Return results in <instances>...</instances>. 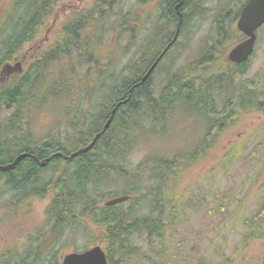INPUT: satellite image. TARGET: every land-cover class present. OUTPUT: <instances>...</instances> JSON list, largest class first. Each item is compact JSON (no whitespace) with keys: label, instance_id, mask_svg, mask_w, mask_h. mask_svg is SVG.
Here are the masks:
<instances>
[{"label":"trees","instance_id":"1","mask_svg":"<svg viewBox=\"0 0 264 264\" xmlns=\"http://www.w3.org/2000/svg\"><path fill=\"white\" fill-rule=\"evenodd\" d=\"M150 1L159 5L157 33L144 40V47L139 48L137 56L124 63L120 75L110 74L111 70L107 69L94 75L99 79L97 93L100 95H88L87 99L90 103L95 100L98 106L86 113L78 110L69 124V133L41 140L35 138L30 127L33 112L43 104L55 103L61 96L68 98L76 81H79L76 71L79 62L88 66L93 64L96 55L104 57L107 52L102 54L99 46L111 28L110 24L116 35L132 30L134 11L131 8L127 11L121 9L120 0H93L88 6L70 8L65 20L60 22L59 30L55 27L60 16L57 8L59 0H7L0 14V74L7 64L21 60L24 53L28 56L24 62L26 66L15 76L3 82L0 79V108L9 110L7 116L0 119V165L12 162L21 153L26 154L13 168L0 171V195L8 193L7 207L10 209L33 197H49L46 215L51 228L77 223L89 231L95 228L98 242H102L106 252L107 264H123L128 257L135 258L140 250L133 244L134 238H145L151 245L163 244L166 228L176 225L174 202L178 196L175 197V188L171 183L176 181L173 171L178 166L193 163L198 151L195 149L189 156L179 158H160L156 165H152L151 179L155 181V187L147 195L142 193L140 198L144 200L148 196L150 213L138 215L134 213L133 206H121L123 202L130 201L131 195L136 192L133 186L122 189L121 195H129L128 200L111 206L99 204L103 187L114 177L131 180L127 156L135 139L144 133L146 125L164 119V115L176 106L201 117L206 136L212 138V128L221 130L226 120L235 115L227 112L218 118L212 116L217 114L214 104L217 94L227 91L235 77L246 72L249 64V59L240 64L225 59V62L221 61L217 73L200 72L199 78L181 68L170 73L165 82L161 80L163 83L156 89L154 73L164 65L162 61L178 37L186 33L187 23L204 12V5L199 0L137 2L144 4ZM246 1L242 0L235 14L227 9L222 16L215 17L219 35L214 42L216 45L209 43L203 53L190 63L191 70L198 66L211 70L218 62L214 55L222 53H216L222 43L230 38L238 40V30L235 27L226 30V26L236 20ZM179 14L182 15L180 24ZM118 17H122L121 21ZM139 18L137 16L135 21ZM44 28L46 31L43 34L41 31ZM177 30L175 43L164 52L147 79L142 81ZM51 33L53 41L49 43ZM108 58L104 59L105 66L110 62ZM239 82L237 91L232 89L231 93L223 95L226 108L234 104L237 112L264 111V83L258 81L256 75L239 79ZM97 96L100 97L97 99ZM107 121L108 127L104 129ZM98 133L89 150L71 155L87 146ZM233 153L229 151L228 155ZM115 193L110 190L104 195ZM244 225L250 228L247 236L264 238V190L255 211L244 219ZM51 251V259L24 255L16 261L1 252L0 264H61L54 247ZM143 257L146 258L145 255ZM258 260L259 264H264V251ZM159 264H164V260H160Z\"/></svg>","mask_w":264,"mask_h":264},{"label":"rangeland","instance_id":"2","mask_svg":"<svg viewBox=\"0 0 264 264\" xmlns=\"http://www.w3.org/2000/svg\"><path fill=\"white\" fill-rule=\"evenodd\" d=\"M92 1L59 0L57 8L60 10V16L56 29H60V22L65 20L70 8L79 9L88 6ZM137 1L119 2L121 9L127 11L131 8L134 18L140 17L139 20L132 21L133 29L116 35V30L110 24L111 28L99 46L102 54L107 53L104 57L99 55L100 58L96 55L99 60L93 57V64L88 66L82 61L79 62L76 68L79 81H76L70 96H61L55 103L43 104L33 112L30 127L36 139L69 133V124L78 110L86 113L98 106L95 100L90 103L87 99L88 95H100L97 93L99 79L94 75L105 69L111 70L110 74L113 72L120 75L124 63L130 57L137 56L139 48L144 47V40L157 33L155 29L159 26L158 3L150 1L140 4ZM199 1L204 5V12L187 23L186 33L178 37L176 44L164 57V65L154 73L156 89L163 83L161 80L165 82L170 73L181 68L192 72L197 78L201 76L198 75L200 72L217 73L221 61L225 62L230 49L242 39V34L238 31L240 35L237 41L236 38L225 40L222 47L216 51H222L220 56L214 55L218 62L211 70H204L202 66L191 70L190 63L203 53L209 43L216 42L219 37L215 17L219 14L222 16L227 9H231L232 14H235L242 2ZM6 2L7 0H0V14ZM62 13L64 14L61 15ZM117 19L121 21L122 17ZM237 19L238 17L229 22L226 30L236 28ZM52 22L55 25V21ZM165 28L168 30V27ZM45 29L41 33L44 34ZM49 36L50 43L53 41L52 33ZM27 57L24 53L21 60L7 64L0 74L1 81L9 80L21 71L26 66L24 62ZM102 57L112 58L107 59L110 61L108 66H105L106 60ZM246 68L242 76L235 77L233 85L227 91L219 92L215 98L217 114L212 116L218 118L227 112L235 115L226 120L221 130H218V127L212 128V138L206 136L205 124L201 117L176 106L164 115V119L156 124L146 125L142 131L144 133H140L135 139L127 156L132 173L131 180L123 181L120 177H114L103 187L99 204L103 205L106 200L112 198V194L104 195L110 190L116 192L112 195L115 197L122 194V189L133 186L136 192L131 195L130 201L123 202L121 206L128 208L131 205L135 214H148L151 212L150 200L148 196L144 200L140 198L142 193L147 195L155 187V181L151 179L152 165H156L160 158L189 156L190 152L198 150L194 153L196 157L193 163L178 166L176 171H173L176 181L171 183L175 188V197L178 196L174 202L177 216L174 217V212L172 213L176 221L175 227L166 228L162 245H151L145 238H134L133 244L139 248V254H136L135 258L128 257L123 264H159L162 259L164 264H259L258 258L264 251V238L247 236L250 228L244 225V219L255 211L264 190V111L237 112L238 108H234V104L226 108L223 95L231 93L232 89L237 91L239 79L256 75L257 80L264 83V24L257 30L254 51ZM74 97L76 99L73 101ZM98 97L100 96H97V99ZM8 112L9 110L0 108V119L7 116ZM229 151L234 152L233 155L229 156ZM9 198L6 192L0 195V254L6 253L5 256H12L14 261L24 255L29 258L51 259V247H54L55 255H59L62 264V257L67 252L75 249L83 251L95 244L103 247L102 242H98L95 228L89 231L77 223L52 229L46 215L49 197L30 198L19 203L15 209L7 207ZM242 243H246L245 246L242 247Z\"/></svg>","mask_w":264,"mask_h":264},{"label":"water","instance_id":"3","mask_svg":"<svg viewBox=\"0 0 264 264\" xmlns=\"http://www.w3.org/2000/svg\"><path fill=\"white\" fill-rule=\"evenodd\" d=\"M181 4V2H180ZM176 9L178 6L175 7ZM182 21V15L179 14V22ZM264 24V0H248L246 4L242 7L239 18L236 22L237 28L243 32L247 37L241 42L237 43L231 48L228 53V59L232 62L239 63L245 61L248 56L252 53L254 43L256 40V30ZM178 35V30L175 33L172 41L164 48L161 55L153 62L148 71L142 77V81H145L147 77L151 74L154 67L167 50V48L176 40ZM109 121L104 125V129L107 127ZM99 133L94 136L92 141L85 147L73 152L71 155H77L80 152H86L89 150L93 144L96 142ZM26 154L21 153L15 157V159L6 164L0 165V171H6L13 168ZM68 158V157H65ZM44 163V162H43ZM44 165V164H43ZM129 195H120L107 200L104 205L111 206L116 203L126 201ZM62 264H107V256L105 250L100 244H96L83 251H72L66 253L62 257Z\"/></svg>","mask_w":264,"mask_h":264},{"label":"flooded vegetation","instance_id":"4","mask_svg":"<svg viewBox=\"0 0 264 264\" xmlns=\"http://www.w3.org/2000/svg\"><path fill=\"white\" fill-rule=\"evenodd\" d=\"M242 8V7H241ZM241 10V9H240ZM240 10H239V12H240ZM242 34V39L241 40H243V39H245L247 36L245 35V34H243V33H241ZM240 63H242V62H239V63H237V64H240Z\"/></svg>","mask_w":264,"mask_h":264},{"label":"bare ground","instance_id":"5","mask_svg":"<svg viewBox=\"0 0 264 264\" xmlns=\"http://www.w3.org/2000/svg\"><path fill=\"white\" fill-rule=\"evenodd\" d=\"M162 53V52H161ZM156 67V66H155ZM108 127V126H107ZM42 165V164H41Z\"/></svg>","mask_w":264,"mask_h":264}]
</instances>
